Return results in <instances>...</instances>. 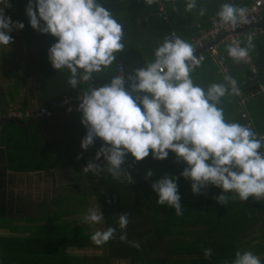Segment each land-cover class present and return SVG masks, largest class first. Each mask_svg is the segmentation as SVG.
Here are the masks:
<instances>
[{"label": "trees", "instance_id": "1", "mask_svg": "<svg viewBox=\"0 0 264 264\" xmlns=\"http://www.w3.org/2000/svg\"><path fill=\"white\" fill-rule=\"evenodd\" d=\"M28 2L8 0L11 7L4 8L5 16L24 27L8 33L13 42L7 49L0 47V73L10 74L9 83L0 82V116L12 104L30 115L16 120L0 117V230H8L0 233V264H231L238 250L252 251L264 264V200L250 197L242 202L234 194L222 193V189L211 185L201 189L200 194H193L191 181L180 175L187 165L177 162L172 152L162 161L153 159L151 153L139 162L126 155L121 167L134 180L129 184L114 180L107 172L95 175L82 171L95 206L104 216L102 230H117L116 238L103 246L91 241L86 226L71 224L62 214L24 215L14 196L6 191L8 174L83 170L95 160L103 142L96 139L86 151L80 147L87 131L81 123L82 113L77 110L82 93L109 84L118 67L124 76L133 75L154 59V50L171 32L191 43L198 26L206 29L208 19L217 18L222 3L246 6L250 0H197V8L191 12L185 11L186 0H157L152 5H146L144 0H97L123 25L125 49L116 54L108 70L94 74L92 80L82 81L76 88L68 84L67 70L51 66L48 50L57 40L31 28L26 15ZM201 6L207 9L204 16L198 15ZM253 38L255 50L250 61L258 71L257 82L243 63L232 65L231 58L225 57L229 75L240 85V95L222 98L219 106L227 120L242 125L248 122L263 136L264 93L251 95L243 107L237 104L239 97L254 93L258 84H264V39ZM225 49V45L219 46V55ZM199 55L205 59L192 73L194 84L206 89L212 83L224 82L225 75L217 72L207 50H201ZM68 98L73 100L74 108L69 113L58 106ZM40 108L50 116L32 117ZM242 113L246 114L245 119L241 118ZM95 162L101 167L106 163L103 157ZM149 170L152 176L146 179ZM166 175L177 179L183 209L180 216L167 205L156 203L158 196L151 185ZM221 194L230 197L224 206L216 200ZM122 213L129 216L124 230L117 222ZM14 221L17 224H12ZM122 232L127 233L128 241L140 243L139 250L119 240ZM205 248L212 249L207 260L203 257ZM88 249H97L100 254L75 253Z\"/></svg>", "mask_w": 264, "mask_h": 264}, {"label": "clouds", "instance_id": "2", "mask_svg": "<svg viewBox=\"0 0 264 264\" xmlns=\"http://www.w3.org/2000/svg\"><path fill=\"white\" fill-rule=\"evenodd\" d=\"M144 3L152 5L157 0ZM0 5V47L7 49L13 42L8 33L22 30L24 25L5 16L4 8L11 7L8 0H0ZM196 8L197 0H186L185 11ZM248 12L245 6L224 2L216 17L220 26L236 28L250 22ZM206 13L201 6L198 15ZM26 15L33 30L56 38L48 50V59L55 70L70 73L68 84L72 88L108 70L116 54L125 49L123 25L97 0H35V7L29 0ZM252 41L249 35L244 46L236 40L225 51L235 64H247L255 50ZM195 52L189 42L173 33L156 47L154 59L129 77L128 89L124 76L116 75L109 84L82 93L77 110L82 113L81 123L87 131L80 147L86 151L96 139L103 142L95 160L82 170L84 173L107 172L114 180L129 184L134 180L121 167L126 155L139 162L151 153L153 159L162 161L172 152L177 162L187 165L180 175L191 181L193 194L211 185L222 189V193L234 194L242 202L250 197L264 200V138L248 125L227 120L219 106L222 98L240 95V85L231 75L206 89L194 84L192 73L205 59ZM101 157L106 162L103 167L95 162ZM151 176L149 170L146 179ZM151 188L158 196V205L174 209L177 216L183 214L175 177L166 175ZM229 198L221 194L216 200L224 206ZM82 220L99 225L104 216L99 207L91 208ZM117 222L121 230L126 229L128 214H120ZM116 234L115 227L97 230L91 241L103 246ZM119 240L140 248L138 241L127 240L126 232L119 235ZM211 256L212 249H203L204 259ZM231 264L262 262L252 251L238 250Z\"/></svg>", "mask_w": 264, "mask_h": 264}, {"label": "rangeland", "instance_id": "3", "mask_svg": "<svg viewBox=\"0 0 264 264\" xmlns=\"http://www.w3.org/2000/svg\"><path fill=\"white\" fill-rule=\"evenodd\" d=\"M0 82L7 84L10 81L9 71L0 73ZM130 87V86H128ZM138 95H143L142 93ZM70 101L71 98H68ZM16 107L15 105H10ZM65 111L66 107H59ZM70 105L67 113L73 111ZM10 119L7 116H1ZM44 117V116H41ZM35 117V118H41ZM16 120V119H15ZM45 131V130H44ZM82 169L63 168L48 172L8 174L6 191L14 196L15 204L24 212V215H58L62 214L71 224L84 225L92 236L97 230H102L101 224L89 225L83 222V215L91 208H96L82 177ZM11 187V189H10ZM23 213H21V216ZM14 224H17L14 221ZM5 232V231H4ZM0 233L2 231L0 230ZM78 255L100 254L97 249L79 250ZM256 253V252H255Z\"/></svg>", "mask_w": 264, "mask_h": 264}, {"label": "built area", "instance_id": "4", "mask_svg": "<svg viewBox=\"0 0 264 264\" xmlns=\"http://www.w3.org/2000/svg\"><path fill=\"white\" fill-rule=\"evenodd\" d=\"M245 7L249 9L248 12V19L250 21L249 23H242L239 24L236 28H231L229 26H220V24L217 21V18L210 17L208 19L209 22L208 29L204 30L203 28L198 26L196 29L197 30L196 35L191 40L190 44L193 46L194 50L196 51L195 54L199 55L201 50H207L208 56L212 58V61L216 66V70L220 74L229 75V71L224 62V59L225 57L228 58L230 57L227 55V52L219 55L218 48L221 45H225L226 47L229 44H231L233 41L240 40L239 37L242 34L239 32V30L246 28L252 37H259L261 39H264V0H250V2ZM163 19L166 20V18ZM260 21L261 24H258ZM171 34L173 33L171 32L166 36H170ZM244 65L249 70L251 74V79L256 83L258 77V71L255 69L251 61H249L247 64ZM116 75H123L122 70L119 67L116 69ZM131 76L132 75L130 74L124 76L125 85L130 86L129 77ZM96 88L99 87H95V88L92 87L91 89H96ZM258 93H264V84H258L254 93H249V95L245 97L244 96L239 97L237 104L243 107L248 97ZM70 105L73 106V102H71L69 99H63L58 104L59 107H63V106L66 107L65 112L69 111ZM29 115H30L29 111L22 112L16 109L15 107H11V106L8 107V109L4 113V116H7L12 119H21ZM31 116L34 118L41 116L48 117L50 116V114L46 109L40 108L38 111L32 113ZM241 118L245 119L246 114L242 113ZM245 125H249V123L247 122ZM260 137L263 138L264 135L263 136L261 135Z\"/></svg>", "mask_w": 264, "mask_h": 264}, {"label": "crops", "instance_id": "5", "mask_svg": "<svg viewBox=\"0 0 264 264\" xmlns=\"http://www.w3.org/2000/svg\"><path fill=\"white\" fill-rule=\"evenodd\" d=\"M206 29H208V27ZM206 29H204V30H206ZM239 32L242 34V35H240V37L242 38V44L244 45V43H246L247 37L250 35V33H249V31H247L246 28L239 30ZM253 40H254V38H253ZM230 64L234 65L235 63L233 61H231ZM10 189H11V187H10ZM12 224H14V222ZM1 231H2V233H5V234L8 233V230L1 229Z\"/></svg>", "mask_w": 264, "mask_h": 264}, {"label": "water", "instance_id": "6", "mask_svg": "<svg viewBox=\"0 0 264 264\" xmlns=\"http://www.w3.org/2000/svg\"><path fill=\"white\" fill-rule=\"evenodd\" d=\"M258 24H261V21L258 23ZM129 88V87H128ZM10 119H12V118H10ZM5 120V119H4ZM13 120V119H12ZM16 123H18L17 121H15ZM31 122H33V121H31ZM27 124V123H26Z\"/></svg>", "mask_w": 264, "mask_h": 264}]
</instances>
